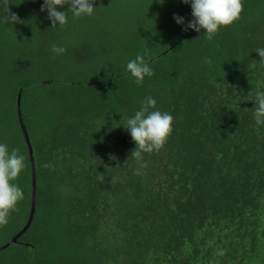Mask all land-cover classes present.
Here are the masks:
<instances>
[{"label": "trees", "instance_id": "16d2710c", "mask_svg": "<svg viewBox=\"0 0 264 264\" xmlns=\"http://www.w3.org/2000/svg\"><path fill=\"white\" fill-rule=\"evenodd\" d=\"M8 3L23 22L5 23L0 0V143L19 148L25 167L0 264H264V125L253 116L264 0H243L211 41L184 30L193 17L183 0H95L92 16L69 12L63 28L51 27L44 0ZM144 49L154 75L119 78ZM37 83L22 95L35 211L15 240L34 188L17 99ZM148 96L174 120L141 167L124 124Z\"/></svg>", "mask_w": 264, "mask_h": 264}, {"label": "clouds", "instance_id": "9594fccd", "mask_svg": "<svg viewBox=\"0 0 264 264\" xmlns=\"http://www.w3.org/2000/svg\"><path fill=\"white\" fill-rule=\"evenodd\" d=\"M184 3H191L193 19L187 22L184 30L193 29L204 34L207 40L211 41L221 27H227L239 20L243 11V0H183ZM68 5V11H58L57 6ZM95 0H44L41 11L47 10L51 27L63 28L68 23V14L74 19L82 16H92L95 12ZM3 10L6 13L3 19L5 23H22L18 14L11 11L8 0H3ZM179 24H185V19L174 15ZM55 54H63L66 49L53 44L50 49ZM260 56L261 66L264 67V47L256 50ZM148 49L138 53L134 59L127 62L126 72L135 78L137 85H142L146 76L154 75L150 66ZM211 63L210 58H206ZM256 65L253 64L252 67ZM249 95H252L250 92ZM256 105L254 107V120L257 126L264 125V91L256 90L254 95ZM156 100L146 97L138 111L129 117L124 124L126 130L130 131L136 148L132 150L131 157L140 162L141 167H147L143 161V153H151L161 150L173 130L174 117L168 112H161L156 109ZM25 167V156L20 154L19 148L9 151L8 146L0 143V227L8 223L9 215L16 210V206L23 199V189L16 181ZM219 255H223L221 250Z\"/></svg>", "mask_w": 264, "mask_h": 264}, {"label": "water", "instance_id": "95a60500", "mask_svg": "<svg viewBox=\"0 0 264 264\" xmlns=\"http://www.w3.org/2000/svg\"><path fill=\"white\" fill-rule=\"evenodd\" d=\"M203 30V29H202ZM201 30V31H202ZM175 48L172 47L170 48L167 52H165L164 54H162L161 56H159L160 58L163 57L164 55L168 54L170 51H172L173 49ZM158 57L154 58V60H156ZM130 73H127L123 76H120L119 78H122V77H125L127 75H129ZM117 78V79H119ZM116 79V80H117ZM112 81H115V80H112ZM111 81V82H112ZM48 82H51V83H54V81H47ZM58 83V82H57ZM110 82H108L109 84ZM39 83L37 84H34V85H30V86H23L20 91H19V94H18V99H17V108H18V114H19V118H20V123H21V126H22V130H23V133H24V136H25V140H26V143H27V146H28V149H29V154H30V158H31V161H32V169H33V182H34V188H33V208H32V214H31V217L28 221V224L26 227L23 228V230L17 234V236L15 237V240L21 236L23 233H25V231L29 228L31 222H32V219H33V216H34V211H35V194H36V186H35V183H36V170H35V164H34V149L32 147V144H31V141L29 139V135H28V132H27V129H26V126H25V122H24V119H23V111H22V95L24 93V91L28 88H33L35 86H37ZM89 85H93V84H89ZM12 243V242H10Z\"/></svg>", "mask_w": 264, "mask_h": 264}, {"label": "rangeland", "instance_id": "374dc122", "mask_svg": "<svg viewBox=\"0 0 264 264\" xmlns=\"http://www.w3.org/2000/svg\"><path fill=\"white\" fill-rule=\"evenodd\" d=\"M98 82H101V81H100V80H99V81H98V80L95 81V83H98ZM43 91H44V90H40V91H38L37 93H43Z\"/></svg>", "mask_w": 264, "mask_h": 264}]
</instances>
